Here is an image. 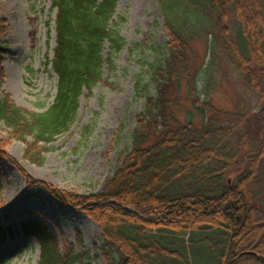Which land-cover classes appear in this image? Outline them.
<instances>
[{
  "label": "trees",
  "instance_id": "trees-1",
  "mask_svg": "<svg viewBox=\"0 0 264 264\" xmlns=\"http://www.w3.org/2000/svg\"><path fill=\"white\" fill-rule=\"evenodd\" d=\"M117 4L118 0H51L55 46L47 62L57 83L53 103L44 112L19 107L2 92L6 50L0 41V124L13 139L26 142L31 137L24 158L33 164H43L40 144L70 129L79 96L101 81L103 65L112 68V53L126 45L118 30L126 19L117 12ZM156 4L166 41L157 57L146 62V78L135 81L143 106L135 115L130 145L113 173L94 193L50 189L41 181H30L32 188L92 219L102 242L95 249L106 264H264V0ZM5 24L0 17V35ZM210 31L226 60L261 101L236 138L237 148L249 138L251 154L231 182L226 174L236 153L228 141L216 142L230 127L217 126L214 116L207 117L214 108L200 99L199 67H189L191 42ZM105 43L111 50L106 57ZM144 47L150 46L135 42L130 50ZM181 94L201 118L200 126L191 111L184 120L178 117ZM81 131V139H86L88 126ZM1 189L0 175V193ZM17 225L39 245L36 264H91L96 258L78 231L73 242L62 240L60 245L34 217L22 218ZM13 232L14 227L0 225V241Z\"/></svg>",
  "mask_w": 264,
  "mask_h": 264
},
{
  "label": "rangeland",
  "instance_id": "rangeland-1",
  "mask_svg": "<svg viewBox=\"0 0 264 264\" xmlns=\"http://www.w3.org/2000/svg\"><path fill=\"white\" fill-rule=\"evenodd\" d=\"M0 11V17L6 20L5 31L0 35L6 50L1 90L17 106L30 112H44L56 93L57 77L47 62L55 46L56 11L51 0H0ZM117 12L126 19L118 27L126 45L112 53V68L103 65L101 81L79 96L70 129L53 142L40 144L39 148L44 150L41 166L24 158L31 137L26 142L13 139L9 129L0 124V152L5 155L0 156V225L14 227L13 236L6 234L0 241V264H36L39 245L17 225L25 217L45 223L60 245L62 240L73 242L78 231L91 255H96L91 264H106L100 250L95 249L102 242L92 219L78 208L59 204L43 190L32 188L30 181L78 194L98 192L128 149L135 115L143 106L142 97L134 90L135 81L146 78V62L157 57L166 36L156 0H118ZM217 39L213 31L195 38L191 42L189 67L191 71L199 67L200 99L214 108L207 112V117L214 116L217 126L230 127L216 142L228 141L236 153L226 174L231 182L246 167L251 154L249 138H243L238 148L236 138L244 132L245 119L261 107V101L244 83L236 67L226 60ZM135 42L150 47L131 52ZM110 52L105 43L102 55L106 57ZM181 96L183 104L177 108L178 117L184 120L191 111L195 124L200 126L201 118ZM84 126H88L89 133L81 139Z\"/></svg>",
  "mask_w": 264,
  "mask_h": 264
},
{
  "label": "bare ground",
  "instance_id": "bare-ground-1",
  "mask_svg": "<svg viewBox=\"0 0 264 264\" xmlns=\"http://www.w3.org/2000/svg\"><path fill=\"white\" fill-rule=\"evenodd\" d=\"M1 12V11H0ZM1 14V13H0Z\"/></svg>",
  "mask_w": 264,
  "mask_h": 264
}]
</instances>
